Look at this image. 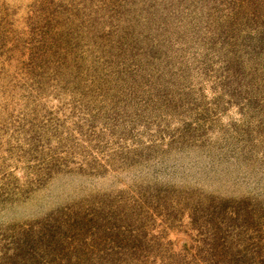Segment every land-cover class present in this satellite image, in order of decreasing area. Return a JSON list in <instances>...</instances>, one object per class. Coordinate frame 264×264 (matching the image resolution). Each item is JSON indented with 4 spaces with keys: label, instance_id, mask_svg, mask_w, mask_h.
<instances>
[{
    "label": "rangeland",
    "instance_id": "374dc122",
    "mask_svg": "<svg viewBox=\"0 0 264 264\" xmlns=\"http://www.w3.org/2000/svg\"><path fill=\"white\" fill-rule=\"evenodd\" d=\"M0 264H264V0H0Z\"/></svg>",
    "mask_w": 264,
    "mask_h": 264
}]
</instances>
